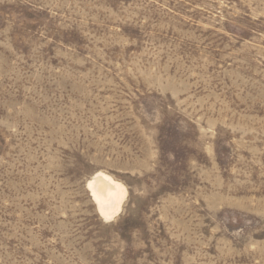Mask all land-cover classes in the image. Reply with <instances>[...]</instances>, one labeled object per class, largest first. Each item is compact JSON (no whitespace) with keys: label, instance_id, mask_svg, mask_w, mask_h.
<instances>
[{"label":"rangeland","instance_id":"rangeland-1","mask_svg":"<svg viewBox=\"0 0 264 264\" xmlns=\"http://www.w3.org/2000/svg\"><path fill=\"white\" fill-rule=\"evenodd\" d=\"M0 264H264V0H0Z\"/></svg>","mask_w":264,"mask_h":264},{"label":"bare ground","instance_id":"bare-ground-1","mask_svg":"<svg viewBox=\"0 0 264 264\" xmlns=\"http://www.w3.org/2000/svg\"><path fill=\"white\" fill-rule=\"evenodd\" d=\"M97 212L104 220L116 216L126 196L125 187L110 176L98 172L86 184Z\"/></svg>","mask_w":264,"mask_h":264}]
</instances>
